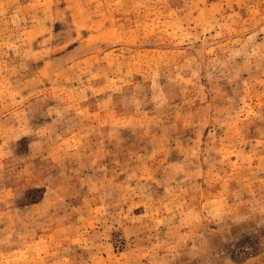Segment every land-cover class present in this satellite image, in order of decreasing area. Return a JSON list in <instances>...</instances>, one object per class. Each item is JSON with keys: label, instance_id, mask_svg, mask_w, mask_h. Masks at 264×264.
Returning a JSON list of instances; mask_svg holds the SVG:
<instances>
[{"label": "rangeland", "instance_id": "1", "mask_svg": "<svg viewBox=\"0 0 264 264\" xmlns=\"http://www.w3.org/2000/svg\"><path fill=\"white\" fill-rule=\"evenodd\" d=\"M0 264H264V0H0Z\"/></svg>", "mask_w": 264, "mask_h": 264}]
</instances>
